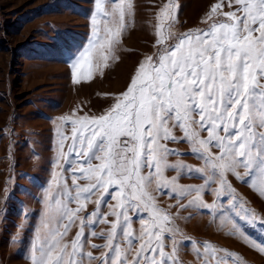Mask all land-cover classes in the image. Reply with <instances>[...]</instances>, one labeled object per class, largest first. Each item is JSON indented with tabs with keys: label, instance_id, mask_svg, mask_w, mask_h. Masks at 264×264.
Segmentation results:
<instances>
[{
	"label": "snow or ice",
	"instance_id": "snow-or-ice-1",
	"mask_svg": "<svg viewBox=\"0 0 264 264\" xmlns=\"http://www.w3.org/2000/svg\"><path fill=\"white\" fill-rule=\"evenodd\" d=\"M94 4L90 38L63 53L76 83L91 79L101 61L107 66L115 58L126 17L134 14L132 0ZM178 12L176 0L160 9L154 45L158 51L144 57L126 90L113 97L105 112L60 118L71 125V136L59 133L56 165L71 173V186L67 177L53 174L57 194L45 196L48 215L31 264H180L182 242L175 239V217L158 206L156 193L177 199L178 210L219 206L222 226L230 225L229 235L239 234L264 254V240L242 230L229 216L234 212L264 236V216L246 206L230 179L264 198V0H216L203 21L207 29L187 32L175 27ZM169 144H188L190 152ZM186 154L199 158L203 166L169 163L170 156ZM168 169L177 175L169 179ZM181 174L196 175L203 183L181 185ZM206 193L213 195L212 203L205 200ZM89 203L95 210L81 215ZM77 220L79 230L65 241ZM97 224L110 227L85 232ZM89 235L106 242L89 245ZM191 245L199 264L240 260L210 242ZM89 246L102 250L100 255L87 251Z\"/></svg>",
	"mask_w": 264,
	"mask_h": 264
},
{
	"label": "rangeland",
	"instance_id": "rangeland-1",
	"mask_svg": "<svg viewBox=\"0 0 264 264\" xmlns=\"http://www.w3.org/2000/svg\"><path fill=\"white\" fill-rule=\"evenodd\" d=\"M168 0H132L134 14L126 17V27L120 36L114 56L94 70L91 79L74 82L70 65L63 55L70 46L86 44L91 35V16L94 0H0V264H31L34 246L43 235L42 225L48 215L45 196L57 194L52 183L53 174L68 178L71 173L57 167L60 132L71 136V125L61 117L76 119L85 115H99L114 102L113 97L126 90L139 63L146 55L158 51L154 47L157 14ZM179 4V32L207 29V12L216 0H176ZM227 11V7H225ZM99 20L100 17H97ZM86 71V70H85ZM206 135V133L204 134ZM71 143H64V152ZM180 152L189 153L188 144H169ZM183 163L202 167L203 162L191 155H173L169 163ZM243 171V169H241ZM169 179L177 172L168 169ZM246 206L264 216V198L247 185L230 177ZM203 180L196 175L181 174L179 184L199 185ZM153 189L155 184L152 185ZM216 187V185H212ZM157 204L175 217L172 226L178 231L175 239L182 242L178 250L180 264H199L191 241L226 249L240 258L232 264H264V254L251 248L239 234L229 235L230 225L222 226V210L189 207L178 210L177 199L156 193ZM97 196L93 197L95 200ZM214 197L205 194L212 203ZM187 203V200L180 201ZM114 203V201H109ZM220 204L226 210V200ZM75 208L76 204H70ZM95 210L89 203L88 215ZM102 211L107 212L106 206ZM229 216L253 237L264 240L259 231L248 227L234 212ZM115 217H109L114 220ZM110 225L85 227L97 233ZM133 227L139 229L134 218ZM79 221L72 226L65 241L74 238ZM106 241L88 236V243L103 245ZM99 256L102 250L87 247ZM103 251H106L104 249ZM96 264V262H93Z\"/></svg>",
	"mask_w": 264,
	"mask_h": 264
}]
</instances>
